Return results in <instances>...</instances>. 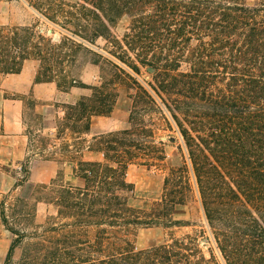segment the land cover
I'll use <instances>...</instances> for the list:
<instances>
[{
	"label": "trees",
	"instance_id": "1",
	"mask_svg": "<svg viewBox=\"0 0 264 264\" xmlns=\"http://www.w3.org/2000/svg\"><path fill=\"white\" fill-rule=\"evenodd\" d=\"M90 3L92 9L82 6L90 20L77 24V36L94 45L104 41L96 46L106 54L100 57L110 81L91 87L87 98L68 107L65 119L72 118L75 133L88 132L92 116L114 107L115 97L106 92L112 80L137 87L143 96L133 99L129 129L92 136L83 146L100 150L103 161L76 160L68 183L49 181L45 200L55 215L25 234L12 231L2 264H264V0ZM121 18L126 26L118 37L112 28ZM4 30L0 74L18 73L29 58L41 61L43 36L30 26ZM144 74L141 80H151L146 84L156 98L137 81ZM139 104L166 111L180 134L221 263L199 248L201 229L146 247L129 238L142 227H171L173 208L187 200L185 193L165 192L148 212L130 202L128 166L145 149L155 151L146 154L148 165L164 158L151 140L131 137ZM17 247L22 252L15 261Z\"/></svg>",
	"mask_w": 264,
	"mask_h": 264
},
{
	"label": "rangeland",
	"instance_id": "2",
	"mask_svg": "<svg viewBox=\"0 0 264 264\" xmlns=\"http://www.w3.org/2000/svg\"><path fill=\"white\" fill-rule=\"evenodd\" d=\"M255 1L245 0L247 4H252ZM82 6L92 9L90 0H0V27L5 28L4 32L8 33V29L13 26H30L35 34L44 37L40 50L41 61L29 58L23 62L22 67L29 68V66L36 65L35 76H39L41 79L50 78V81L56 82L61 91L74 90L71 94L77 96V100L87 98L91 93V87L100 86L102 83L110 81L105 80L110 76V73L100 57H105L106 54L96 46H103L104 41L98 39L94 45L77 36V34H81L77 24H84L90 20L88 12L82 13L86 11ZM125 26L126 20L121 18L112 28V32L120 37ZM68 40L79 45V48L73 49L68 46ZM145 76L146 74L138 77L137 81L148 94L156 98V94L146 84V81L151 80H141ZM117 81L112 80L114 84L106 89L109 99L115 97V104L111 112L105 115L113 121L112 128L102 134L129 129L128 117L133 99L140 95L143 96L137 87L133 85L128 87L123 83H117ZM81 88L87 90L82 92ZM158 106L161 108L160 105ZM67 112L69 113L70 109ZM69 119L68 122L64 120L59 125L57 137L66 138L70 134L66 130L67 126L73 130L71 127L72 118ZM132 124L138 130L131 137L136 141L149 142L151 140L153 142L151 146L155 144L161 147L164 158L161 161L155 160V163L148 165L145 163L146 154L154 155L155 151L151 152L149 149L148 151L145 149L141 150L143 153L139 155V158L128 166L125 177L134 186L130 202L135 207L148 212L157 206V202L161 201L165 192L168 194L170 192L185 193L187 200L184 204L173 208L169 220V222H173L171 227H142L135 230L129 238L138 247H146L159 240L167 239L169 236H182L201 229L203 235L199 237V248L205 257H209L211 252L221 263L195 188L182 138L171 117L166 111L147 109L139 104ZM141 128L144 131L139 130ZM55 141L56 136L52 137L51 141L50 138L41 135L33 138L32 145L37 157L56 162V173L53 178L59 179V184L68 183L71 174H76L72 173L71 169L76 160L103 161L104 156L100 150L92 148V150L86 151L85 148L82 149L85 145L82 138L77 140L73 148L68 149L64 146L58 153L55 152L56 148L51 146ZM167 179L170 180V184L165 187ZM48 184L49 181L37 184L34 197H26L27 188L24 192L17 191L11 195L0 196V264L3 263L9 244L14 238L12 231L17 230L25 234L34 230L37 225L44 223L48 216L55 215L53 205L48 204L45 200L51 193L47 187ZM188 185L190 189H188ZM21 193L23 195L19 196ZM3 218L6 221H3ZM176 220L181 225H176L174 223ZM21 252V247L15 248L12 255L13 260H18Z\"/></svg>",
	"mask_w": 264,
	"mask_h": 264
},
{
	"label": "crops",
	"instance_id": "3",
	"mask_svg": "<svg viewBox=\"0 0 264 264\" xmlns=\"http://www.w3.org/2000/svg\"><path fill=\"white\" fill-rule=\"evenodd\" d=\"M36 68L32 65L22 67L18 73L0 75V196L24 192L27 188L25 196L34 197L37 184L55 176L56 162L37 157L32 145L34 137L42 135L52 141L56 136L51 146L58 153L64 146L73 148L80 138L86 145L92 136L112 128L110 117L95 115L88 132L74 133L67 126L70 134L66 138L57 137V128L67 121L65 114L77 96L71 94L74 90L61 91L55 81L35 80Z\"/></svg>",
	"mask_w": 264,
	"mask_h": 264
}]
</instances>
